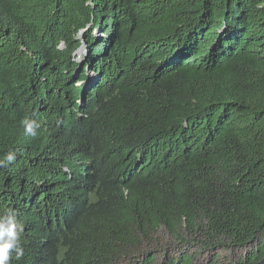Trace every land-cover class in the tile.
I'll use <instances>...</instances> for the list:
<instances>
[{
    "label": "trees",
    "instance_id": "1",
    "mask_svg": "<svg viewBox=\"0 0 264 264\" xmlns=\"http://www.w3.org/2000/svg\"><path fill=\"white\" fill-rule=\"evenodd\" d=\"M11 213L9 264H264V0H0Z\"/></svg>",
    "mask_w": 264,
    "mask_h": 264
},
{
    "label": "clouds",
    "instance_id": "2",
    "mask_svg": "<svg viewBox=\"0 0 264 264\" xmlns=\"http://www.w3.org/2000/svg\"><path fill=\"white\" fill-rule=\"evenodd\" d=\"M22 123L26 135L36 136L37 129L40 127L37 120L25 118ZM14 160V153H9L6 156L7 163L10 164ZM22 230L23 226L16 220L15 213L0 218V264H9L11 259L10 253L13 251L16 252L17 259L23 255V249L18 245L19 236Z\"/></svg>",
    "mask_w": 264,
    "mask_h": 264
},
{
    "label": "rangeland",
    "instance_id": "3",
    "mask_svg": "<svg viewBox=\"0 0 264 264\" xmlns=\"http://www.w3.org/2000/svg\"><path fill=\"white\" fill-rule=\"evenodd\" d=\"M83 46H84V45H83ZM83 54H86V53H83ZM83 54H77V59H76V61H77L78 63H80V64L83 62V60L80 59L81 55H83ZM88 76H89V79H91V76H93V74L88 73ZM87 82H88V81H85L84 84L86 85ZM85 85H84V86H85ZM226 255H227V252H222V253H221V256H226Z\"/></svg>",
    "mask_w": 264,
    "mask_h": 264
},
{
    "label": "water",
    "instance_id": "4",
    "mask_svg": "<svg viewBox=\"0 0 264 264\" xmlns=\"http://www.w3.org/2000/svg\"><path fill=\"white\" fill-rule=\"evenodd\" d=\"M84 31V30H83ZM83 31H81L80 33H79V37H81L82 36V34H83ZM86 52V49H85V45L84 46H82V47H80L77 51H76V55L77 54H83V53H85Z\"/></svg>",
    "mask_w": 264,
    "mask_h": 264
}]
</instances>
